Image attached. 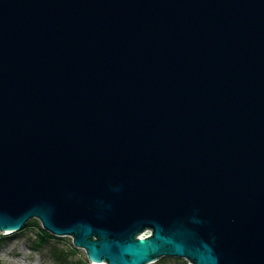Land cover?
<instances>
[{"label":"water","instance_id":"1","mask_svg":"<svg viewBox=\"0 0 264 264\" xmlns=\"http://www.w3.org/2000/svg\"><path fill=\"white\" fill-rule=\"evenodd\" d=\"M34 219L93 263L264 264V0H0V231Z\"/></svg>","mask_w":264,"mask_h":264},{"label":"rangeland","instance_id":"2","mask_svg":"<svg viewBox=\"0 0 264 264\" xmlns=\"http://www.w3.org/2000/svg\"><path fill=\"white\" fill-rule=\"evenodd\" d=\"M32 221L37 222L40 225L39 228H42L39 220L34 219ZM38 232L39 229L36 226L31 227L30 229L28 228V226H26L23 231L7 236L0 231V235L6 237V242L0 252V258L2 262L4 264H23V261L25 264H57L51 253L53 246H57L58 248H65L69 251L75 249L77 252V257L88 259L86 251L82 248L76 247L74 245L72 237L54 236L56 240H51L50 243L46 245L43 242H37V238L40 236L38 235ZM145 233L143 234H145L147 237L148 235H150L149 231H146ZM41 244L42 246H40ZM167 260L168 261L166 264H191L185 259L167 258ZM158 263L159 262L154 264ZM90 264L94 263L90 262Z\"/></svg>","mask_w":264,"mask_h":264},{"label":"trees","instance_id":"3","mask_svg":"<svg viewBox=\"0 0 264 264\" xmlns=\"http://www.w3.org/2000/svg\"><path fill=\"white\" fill-rule=\"evenodd\" d=\"M27 226L29 229L34 226H36L39 229L38 235L40 236L37 238V242L40 241L47 245L48 243H50L51 240H56V238L53 235L45 232L42 228L41 231V229L39 228L40 225L35 221L29 222ZM5 242H6V237L0 235V252ZM40 246H42V244ZM51 253L57 264H90L89 259L77 257V252L75 249L69 251L68 249L65 248H58L57 246H53ZM167 261H168L167 258H161L157 262H159L158 264H166ZM0 264H4L1 258H0Z\"/></svg>","mask_w":264,"mask_h":264},{"label":"bare ground","instance_id":"4","mask_svg":"<svg viewBox=\"0 0 264 264\" xmlns=\"http://www.w3.org/2000/svg\"><path fill=\"white\" fill-rule=\"evenodd\" d=\"M2 233H3L4 235L7 236V235H13V234H16V233H18V232H9V231H8V232H2ZM89 261H90V260H89ZM90 262H91V261H90ZM23 264H25L24 261H23ZM94 264H105V263H94Z\"/></svg>","mask_w":264,"mask_h":264},{"label":"built area","instance_id":"5","mask_svg":"<svg viewBox=\"0 0 264 264\" xmlns=\"http://www.w3.org/2000/svg\"><path fill=\"white\" fill-rule=\"evenodd\" d=\"M145 234H146V233H145ZM145 234H142L141 236H142V237H147Z\"/></svg>","mask_w":264,"mask_h":264}]
</instances>
